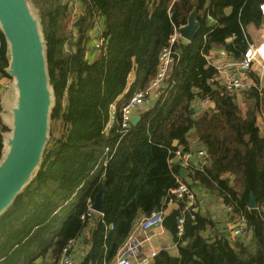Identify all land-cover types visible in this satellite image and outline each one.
Instances as JSON below:
<instances>
[{
  "label": "trees",
  "instance_id": "obj_1",
  "mask_svg": "<svg viewBox=\"0 0 264 264\" xmlns=\"http://www.w3.org/2000/svg\"><path fill=\"white\" fill-rule=\"evenodd\" d=\"M79 1L81 12L72 20L64 0H28L43 41L53 101L40 163L0 213V264H36L45 258L54 264L69 240L88 246L79 264H111L138 213L148 216L170 203L178 207L165 216L162 228L178 255L160 250L151 264H264V131L257 125L261 100L251 91L243 109L211 81L216 70L206 60L214 48L240 60L251 44L247 26L264 22L258 8L264 0ZM227 8L232 12L226 14ZM193 10L199 29L190 42L174 45L175 61L157 92V104H146L139 122L123 132V105L148 88L161 50ZM96 20L105 41L91 52ZM9 59L0 30V77L10 82L5 95L0 94V162L11 134L3 97L14 89ZM203 98L214 108L197 114L193 103ZM113 104L115 120L106 128ZM194 143L206 151V164L180 178L231 206L233 214L245 219L248 240L229 239L225 221L206 213L194 219L186 214L184 233L177 237L183 204L171 194L180 176L172 153ZM102 187L105 214L81 220ZM250 194L255 209L248 207ZM206 231L212 237H205Z\"/></svg>",
  "mask_w": 264,
  "mask_h": 264
},
{
  "label": "water",
  "instance_id": "obj_2",
  "mask_svg": "<svg viewBox=\"0 0 264 264\" xmlns=\"http://www.w3.org/2000/svg\"><path fill=\"white\" fill-rule=\"evenodd\" d=\"M231 8L225 10L226 14ZM196 11L193 10L187 24L178 29L182 39L190 42L199 29ZM0 30L9 50L7 73L13 79L16 100L7 107L11 115V134L6 137V151L0 162V213L14 200L17 194L30 181L37 169L44 146L48 140L49 113L53 96L48 87L46 62L41 34L37 20L31 14L28 0H0ZM230 40V39H228ZM181 53V49L178 50ZM159 99L156 95L147 102L155 107ZM140 115H134L130 123L135 126ZM178 145L175 140L173 147ZM173 163H178L177 159ZM187 170L180 169L182 177ZM104 187L93 199L91 209L100 215L105 214L103 204ZM256 208L253 194L248 203Z\"/></svg>",
  "mask_w": 264,
  "mask_h": 264
},
{
  "label": "built area",
  "instance_id": "obj_3",
  "mask_svg": "<svg viewBox=\"0 0 264 264\" xmlns=\"http://www.w3.org/2000/svg\"><path fill=\"white\" fill-rule=\"evenodd\" d=\"M67 5V10L71 17L76 19L78 14L81 12V3L79 0H64ZM259 12L264 20V1L259 4ZM93 29L90 33V43L91 52L98 51L103 45L105 38L102 36V30L99 25V21L94 22ZM179 41H185L182 39L175 30L174 34L170 37L167 46H165L158 57V65L154 79L150 82L149 86L145 90L136 91L131 95L127 102L123 105L120 112V126L123 132L129 130L131 127L130 120L134 115H138L143 109L147 102L157 95V92L161 89L164 79L170 66L174 63L175 51L173 47ZM221 56H227L224 49L219 51ZM207 58V57H206ZM257 64L262 69H264V39H262L257 45L250 44L244 53L242 54L240 60L235 61L229 67H227L224 73L223 80L220 83V88L223 92L231 97H246L251 91H255L260 100V110L257 114V118L264 127V85L260 83H254L249 79L245 78L244 75H248L252 69V66ZM212 102L208 98L197 99L193 103L195 112L198 114L202 110L211 109L210 106ZM213 109V108H212ZM115 105H111L109 109V120L107 122L106 128H111L115 120ZM173 160L177 159L180 169H185L189 172L194 167L200 168L206 164L207 154L206 151L198 146L197 144H192L188 150H183L182 147L175 150L173 153ZM172 160V161H173ZM195 165V166H194ZM195 169V168H194ZM176 180L177 186L171 191L174 199L177 202L183 204L179 216L176 220V235L178 238L182 237L184 233V223L185 215L188 214L191 219L194 216L202 213V208L207 202V197L212 195L211 192L205 190H195L194 187H190L189 183L180 178ZM92 203L88 205L87 212L80 217L83 221H91L97 215L91 209ZM221 212L228 219V229L224 230V235L231 240L242 239L248 240L249 233H247L246 221L243 217L233 214V209L229 205H224L222 203ZM166 216L165 210H155L150 215L145 216L141 222L142 231H148L154 228H162L164 218ZM111 228V227H110ZM78 240H69L65 247L61 250L59 259L54 264H75L73 259V251L75 249ZM156 252L151 251L148 254L142 256L139 259L138 264H151L156 256ZM111 264H132L131 260L124 256H118L114 259Z\"/></svg>",
  "mask_w": 264,
  "mask_h": 264
},
{
  "label": "crops",
  "instance_id": "obj_4",
  "mask_svg": "<svg viewBox=\"0 0 264 264\" xmlns=\"http://www.w3.org/2000/svg\"><path fill=\"white\" fill-rule=\"evenodd\" d=\"M246 33L249 36L250 43L253 45H257L262 39H264V22H262V24L259 27H254L252 25L247 26ZM220 50L221 48H214L210 50L206 58L208 65L216 70V76L211 81L216 83L217 86L219 87H220V83L223 80L224 73L227 70V67H229L231 64L235 62V60L228 55L224 57L221 56L219 54ZM244 77L249 79L250 81H253L255 84L260 83L264 85V69H262L257 64L253 65L250 73L248 75H244ZM5 82H7V85H9L8 80L0 77V92L3 91V88H5ZM3 92H5V90ZM246 98L247 97L235 98L238 105L241 106L243 109ZM210 108L211 109L214 108L213 103L210 106ZM257 125L259 130L263 132L264 127L262 126L258 118H257ZM187 173H185V175ZM206 199L207 202L206 204H204L201 214L206 213L209 214L212 218L217 216L223 219L226 223L225 229L227 230L229 219L221 212L222 201L217 197L216 193H212V195L208 196ZM177 207H178L177 203H170L165 209L166 215L170 213L172 210L177 209ZM98 217L100 216L97 215L96 218ZM144 218L145 215L142 212H139L137 217L132 223L131 230L129 232L127 239L119 248L116 257L124 256L129 258L132 264H138L139 259L151 251L158 253L160 250H167L170 253V255L177 256L178 250L173 242V239L170 236V234L167 231H165L163 228H154L145 232L142 231L141 222L143 221ZM84 235H88V230L84 232ZM204 235L207 238L212 237L211 231H206ZM87 251H88V246L84 244L81 240H78L75 249L73 251V259L75 264H79V262L83 259V257L87 253ZM51 263L52 260L49 258H45V260L38 259L36 261V264H51Z\"/></svg>",
  "mask_w": 264,
  "mask_h": 264
},
{
  "label": "rangeland",
  "instance_id": "obj_5",
  "mask_svg": "<svg viewBox=\"0 0 264 264\" xmlns=\"http://www.w3.org/2000/svg\"><path fill=\"white\" fill-rule=\"evenodd\" d=\"M71 19L73 20L72 17H71ZM9 84H10V82H9ZM6 86H8V88H9V85H7V82H5V88H3V91L7 89ZM3 91H1L0 94ZM2 94L5 95V92H3ZM3 97H4V101L6 100L7 104L13 105V103L16 100V91H15V89H11V90L7 91V93H6V99H5V96H3ZM6 120H7V123L10 124L11 117L10 116H7L6 117Z\"/></svg>",
  "mask_w": 264,
  "mask_h": 264
}]
</instances>
